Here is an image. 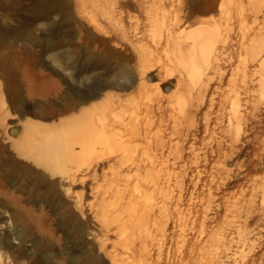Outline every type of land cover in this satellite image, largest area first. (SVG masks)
I'll list each match as a JSON object with an SVG mask.
<instances>
[{"label":"bare ground","instance_id":"bare-ground-1","mask_svg":"<svg viewBox=\"0 0 264 264\" xmlns=\"http://www.w3.org/2000/svg\"><path fill=\"white\" fill-rule=\"evenodd\" d=\"M56 5L64 7L63 0H43L35 8L38 16H48ZM76 5V13L63 12L79 23V74L73 80L79 82L96 61H115L120 73L106 82L93 80L77 102L67 90V118L54 128L32 123L22 148L72 182L78 172L91 177L114 165L125 171L124 188L103 209L116 218V226L107 229L115 239L103 240L113 263L154 264L156 255L161 258L164 243L158 236L166 211L158 196L173 182H184L188 163L207 169L210 211L225 187H242L244 199L223 226L264 230V180L254 176L264 170V31L255 30L264 25V0H76ZM146 35L153 44L139 45ZM119 38L134 48L135 70L146 74L159 67L140 83L135 98L103 94L132 83L125 62L135 56L120 51L125 46ZM238 44L245 50L237 51ZM64 58L69 69L74 58L68 52ZM161 82L168 86L161 88ZM102 96L99 104L71 116ZM209 215L206 221L214 218ZM226 244L220 237L215 262L227 254L219 249Z\"/></svg>","mask_w":264,"mask_h":264},{"label":"rangeland","instance_id":"rangeland-1","mask_svg":"<svg viewBox=\"0 0 264 264\" xmlns=\"http://www.w3.org/2000/svg\"><path fill=\"white\" fill-rule=\"evenodd\" d=\"M42 1L0 0V243L9 245H0L3 264H114L111 246H104L103 240L107 235L115 239V232L107 229L116 226V218L103 209L124 188L125 171L119 165L98 168L91 177L77 171L72 182L22 148L29 125L54 128L67 118L63 114L67 90L77 102L93 80L106 82L120 73L115 61L111 65L96 61L79 82L73 80L79 74V23L66 19L63 12L76 13V0L70 4L63 0L64 7L56 5L48 16H38L35 7ZM138 21L146 27L143 17L138 16ZM261 28L264 31V25L255 26L256 31ZM116 41L125 46L120 51L135 56L125 62L133 84L124 90L107 88L103 94L135 98L140 83L158 73L159 67L141 74L134 68V48L121 38ZM138 42L147 47L153 39L146 35ZM96 46L98 51L103 48L98 41ZM237 47L239 51L244 46ZM67 52L74 58L69 69L64 67ZM158 82L156 78L153 84ZM102 98L80 105L71 116L93 102L99 104ZM203 165L188 163L184 182H173L169 194L158 196L166 215L158 236L164 243L162 256L156 255L154 264H264V230L223 226L244 199L242 187H225L210 211L208 172ZM232 168L237 174V166ZM254 176L261 183L264 170ZM206 214L214 218L206 221ZM181 221L186 223L181 225ZM222 236L227 244L219 249L227 254L215 262L216 243Z\"/></svg>","mask_w":264,"mask_h":264}]
</instances>
